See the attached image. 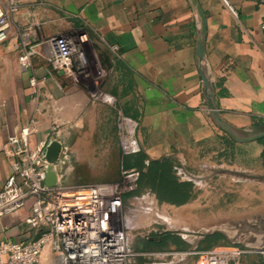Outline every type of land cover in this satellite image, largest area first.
Returning a JSON list of instances; mask_svg holds the SVG:
<instances>
[{"label": "crops", "instance_id": "1", "mask_svg": "<svg viewBox=\"0 0 264 264\" xmlns=\"http://www.w3.org/2000/svg\"><path fill=\"white\" fill-rule=\"evenodd\" d=\"M197 2L206 22L203 70L211 80L215 106L237 138L259 134L264 131V0ZM11 17L13 28L0 42V191L11 171L4 154L7 139L33 119L38 123L34 144L54 136L56 142L68 146L77 184L87 185L104 176L106 165L121 150L115 139H119L116 122L121 109L137 122L136 136L142 148L126 163L127 168L143 170L140 187L130 197L132 248L154 254V259H160V252L187 251L155 264H199L195 252L209 250L203 248L204 238L188 239L184 247L176 235L167 236L158 219L174 220L175 215H166L160 208L184 207L186 216H192L195 208L190 204L204 198L197 194L191 177L199 178V171L207 170L214 158L219 168L218 163H224L225 144L238 173L246 167L262 169L264 162L255 166L245 161L264 154V138L225 143V132L211 119L197 58L200 21L191 0H19V10ZM31 24L32 45L41 38L87 32L110 75L102 90L116 98L117 104L91 97L101 87L96 79H71L54 71L40 55L32 57L30 69L22 70L15 28ZM33 78L36 86L31 84ZM120 158L124 164L125 158ZM166 165L169 187L174 189L168 193L165 181L155 175L156 167ZM85 171L94 174L87 176ZM109 177L116 179L113 174ZM249 181L243 185L239 180L243 187L238 185L233 192L246 198L247 206L239 208L248 212L244 217L259 216L264 225V205L260 210L255 205L264 203V193L257 199L252 189L255 184ZM30 205L0 219V242L31 239L32 231L25 223ZM150 259L139 256L132 264H154Z\"/></svg>", "mask_w": 264, "mask_h": 264}, {"label": "built area", "instance_id": "2", "mask_svg": "<svg viewBox=\"0 0 264 264\" xmlns=\"http://www.w3.org/2000/svg\"><path fill=\"white\" fill-rule=\"evenodd\" d=\"M18 10L19 0L0 3V42L12 30L11 16ZM32 28V24L15 28L20 37L22 70L30 69L32 57L40 55L54 71L74 77V63L82 65L86 62L84 46L88 33L73 31L41 38L37 45H32ZM261 28L264 29V21ZM31 84L36 86V79L33 78ZM91 97L109 105L117 104L116 98L99 88L91 93ZM37 124L33 119L9 135L4 147L11 171L0 191V219L18 214L30 203L25 223L33 235L27 242H0V264H132L136 257L154 256L136 252L131 246L130 197L139 187L140 171L125 168L122 162L117 182L89 184L65 192L56 185L49 187L45 184L49 166L46 153L51 141L45 137L35 144L32 142ZM116 125L122 159L140 154L137 122L119 109ZM52 167L56 170L55 166ZM37 235L40 237L35 240ZM243 253L245 251L236 246L195 252L199 264H238Z\"/></svg>", "mask_w": 264, "mask_h": 264}, {"label": "rangeland", "instance_id": "3", "mask_svg": "<svg viewBox=\"0 0 264 264\" xmlns=\"http://www.w3.org/2000/svg\"><path fill=\"white\" fill-rule=\"evenodd\" d=\"M84 49L86 51V62L82 65L74 63L73 67L75 76L70 78L80 82H86L87 78L96 79L97 82L101 83L100 89L104 90L110 75L108 74V68L106 66L104 57L101 54L98 55V53L94 51L89 35ZM223 136L225 143L232 142V138L230 136L225 133ZM49 139L51 142H56L58 140L54 136H50ZM115 139L120 148V140L117 139V137ZM224 146V163H218L219 168H216V162L214 158L213 161L209 163L210 167H208L207 170L199 171V178L191 177L190 182H192L193 186L197 189V194H203L204 198L200 201L197 200L190 204L191 207L195 208L192 216H186L188 211L184 207L166 205L160 208V211L166 212V215L174 214L175 219H167L166 216L165 219L164 217H162V219H158L159 223L163 229L167 230V236L176 235L184 247H187L186 241L188 239H190L192 242H196L197 240L195 237L202 236L204 238V249L236 246L242 251H245V253L241 255L238 264H264L263 220L261 219L262 222H260L261 220L257 218L259 216L244 217V213L247 214L248 212L239 208L247 206V202L245 201L246 198L239 196L237 192H233V190H237L238 185H240V187L242 184L248 185V181L250 180L249 182L252 181L254 182L253 184H255V187L252 189H256V195L258 196L257 199L261 198V196L263 197L264 165H262V169L255 171L246 167V169H243L244 171L238 173L236 169L232 168L230 163L232 160V152L230 151L229 145L225 144ZM117 149L118 147H116V153ZM256 150H259V148L256 147ZM120 153L118 152L116 156L114 155L113 163H110L108 165L109 167L106 165V174L104 176L100 175L97 180L89 184L113 183L119 181L122 167ZM70 156L71 155L68 146L66 144H60L59 155L52 164L56 168V170L53 169L57 176L58 183L56 186L62 192L76 191L89 185L77 184V179L74 177L75 171L73 172V169L71 168L72 165L69 163ZM252 162L255 164V166H257L260 162H264V154L261 153V155L258 157H253V159L250 158L249 160L247 159L245 161V165H250ZM89 174L92 175L94 173L85 171V175L88 176ZM112 174L116 175V179H109V176ZM239 180L243 183H238ZM234 184L236 185L235 187H233ZM221 189L223 190V197H220ZM244 189H246V187ZM242 194L244 193L241 192L240 195ZM255 205L256 209H259L260 207H263L264 203L260 204L259 202H256ZM255 205L253 204V206ZM249 212L252 213L254 211ZM258 213L259 212L257 211V214ZM185 252L187 251H174L168 253L160 252L157 253L158 256L160 255V259H158V257L154 259V256L145 257H150V260H152L151 262L155 264L163 263L161 258L171 261L174 255H183ZM162 254L164 255L162 256Z\"/></svg>", "mask_w": 264, "mask_h": 264}, {"label": "water", "instance_id": "4", "mask_svg": "<svg viewBox=\"0 0 264 264\" xmlns=\"http://www.w3.org/2000/svg\"><path fill=\"white\" fill-rule=\"evenodd\" d=\"M193 6H195L197 10V14L200 21V29L197 39V58L199 61V65L201 67L200 74L203 81L205 99L207 101V105L209 106L210 116L213 122L223 130L228 136H230L236 142L244 143V142H252L257 141L264 138V131L251 136L246 139H239L236 135L226 126L225 122L223 121L219 110L215 106V98L212 83L209 77L206 76L205 71L203 70L206 56H205V47H206V22L204 14L201 10V7L198 5L197 0H191ZM63 74V72H61ZM60 144L58 142H51L47 148L46 159L49 163L46 173V180L45 184L49 187H53L57 184V176L53 170L52 164L54 160L59 155ZM40 235H37L35 240L39 239Z\"/></svg>", "mask_w": 264, "mask_h": 264}, {"label": "trees", "instance_id": "5", "mask_svg": "<svg viewBox=\"0 0 264 264\" xmlns=\"http://www.w3.org/2000/svg\"><path fill=\"white\" fill-rule=\"evenodd\" d=\"M130 157H132V156L126 157L124 159V164L123 165H124L125 168L128 167V165H126V163H127L128 158H130ZM130 167L136 168V169H138L140 171V173H141L140 181H139V187H140V182H141V179H142V176H143V170H141L140 168H137L135 166H130ZM167 167H168L167 165L163 166V167L162 166L156 167L155 175H157V178L159 176L162 179V180L160 179V181H163V182L165 181L164 182V184H165L164 191L165 192H167V191L172 192L174 189L172 187H169L170 181L168 180V176L170 175V172H169V168H167ZM128 169H130V168H128Z\"/></svg>", "mask_w": 264, "mask_h": 264}]
</instances>
